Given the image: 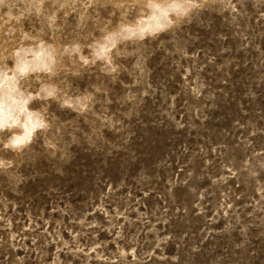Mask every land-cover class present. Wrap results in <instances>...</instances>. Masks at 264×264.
<instances>
[{"label": "rangeland", "instance_id": "1", "mask_svg": "<svg viewBox=\"0 0 264 264\" xmlns=\"http://www.w3.org/2000/svg\"><path fill=\"white\" fill-rule=\"evenodd\" d=\"M58 2L45 40L126 22L122 71L76 82L99 133L0 171V264H264V0Z\"/></svg>", "mask_w": 264, "mask_h": 264}, {"label": "clouds", "instance_id": "2", "mask_svg": "<svg viewBox=\"0 0 264 264\" xmlns=\"http://www.w3.org/2000/svg\"><path fill=\"white\" fill-rule=\"evenodd\" d=\"M65 7L58 0H0L5 38L0 46V171L14 169L15 157L36 145L55 144L59 151L81 134L91 138L106 126L103 87H78L76 82L91 69L105 79L120 75L115 49L125 43L126 22L94 32L80 27L70 39L45 40L48 32L60 31L57 18ZM145 7L162 25L174 22L169 10L177 7L175 0H149ZM34 21L41 23L40 30L25 28Z\"/></svg>", "mask_w": 264, "mask_h": 264}]
</instances>
